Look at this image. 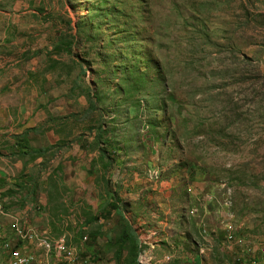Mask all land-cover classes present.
<instances>
[{
  "label": "rangeland",
  "instance_id": "obj_1",
  "mask_svg": "<svg viewBox=\"0 0 264 264\" xmlns=\"http://www.w3.org/2000/svg\"><path fill=\"white\" fill-rule=\"evenodd\" d=\"M20 104L34 119L55 105L82 135L104 127L114 138L121 117L139 178L161 166L131 201L140 210L127 212L122 241H104L88 207L71 225L56 196L52 235L81 264H141L128 222L148 223L149 211L158 234L166 222L184 230L192 254L218 224L226 242L243 226L252 257L264 247V0H0V114ZM89 232L104 241L100 257L85 252ZM6 250L0 241V264Z\"/></svg>",
  "mask_w": 264,
  "mask_h": 264
},
{
  "label": "crops",
  "instance_id": "obj_2",
  "mask_svg": "<svg viewBox=\"0 0 264 264\" xmlns=\"http://www.w3.org/2000/svg\"><path fill=\"white\" fill-rule=\"evenodd\" d=\"M17 108L18 114H0V241L6 243L9 264L27 256L33 259L30 264H62L66 260L70 264L71 257L79 259L74 247L65 246L64 253L57 251L65 241H55L52 235L61 224L49 214L56 196L74 213L71 225L77 226L79 207H88L96 216L94 224L102 226L103 240L122 241L127 212L140 210L131 201L143 197L148 182L159 178L154 174L161 166H151L145 181L139 178V145L125 139L121 117L112 138L104 127L82 135L70 122L59 124L65 117L59 118L61 109L55 105L39 108L36 119L31 117V105L20 104ZM154 156L155 151L149 150L150 161ZM60 190L64 193L59 195ZM170 191L167 187L164 193ZM148 213V223L142 219L128 222L135 233L141 264H212L211 255L217 264H249L256 256L263 257L261 252L252 257L251 246L239 238L248 235L239 231L243 226L234 228L233 241L226 242L225 224L212 227L214 239L203 230L201 237L208 246L197 245L198 251L192 254L184 230L178 237L172 222L161 223L160 235L154 229L159 220L153 219L151 211ZM118 229L120 235L116 237ZM90 233L85 238L89 241L85 252L100 257L106 252L104 241L99 233ZM11 248H15L13 256ZM117 249L119 252V246ZM260 262L264 263V258Z\"/></svg>",
  "mask_w": 264,
  "mask_h": 264
},
{
  "label": "bare ground",
  "instance_id": "obj_3",
  "mask_svg": "<svg viewBox=\"0 0 264 264\" xmlns=\"http://www.w3.org/2000/svg\"><path fill=\"white\" fill-rule=\"evenodd\" d=\"M66 250L67 249L65 247V243H62V244L58 245V247H57V251L59 253H64V252H66ZM22 259H25V258H19L16 261H14L13 264H20V260H22ZM32 260L33 259L29 257L26 261H23L21 264H30V262ZM78 262H79V259H77L75 256L74 257H71L70 264H77Z\"/></svg>",
  "mask_w": 264,
  "mask_h": 264
},
{
  "label": "built area",
  "instance_id": "obj_4",
  "mask_svg": "<svg viewBox=\"0 0 264 264\" xmlns=\"http://www.w3.org/2000/svg\"><path fill=\"white\" fill-rule=\"evenodd\" d=\"M26 236H28V233H26ZM87 240V239H85ZM254 249V248H253ZM11 256H13V252L15 251V248H11ZM261 254L264 255V247L260 250ZM30 256H27L25 259H22L20 260V264L23 262V261H26ZM62 264H66V263H62Z\"/></svg>",
  "mask_w": 264,
  "mask_h": 264
},
{
  "label": "trees",
  "instance_id": "obj_5",
  "mask_svg": "<svg viewBox=\"0 0 264 264\" xmlns=\"http://www.w3.org/2000/svg\"><path fill=\"white\" fill-rule=\"evenodd\" d=\"M133 242H134V246H135V248H136V250H137V244H136V241L134 240Z\"/></svg>",
  "mask_w": 264,
  "mask_h": 264
}]
</instances>
